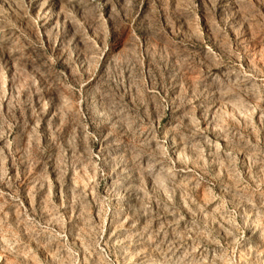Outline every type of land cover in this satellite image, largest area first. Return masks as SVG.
I'll return each mask as SVG.
<instances>
[{
  "label": "rangeland",
  "instance_id": "obj_1",
  "mask_svg": "<svg viewBox=\"0 0 264 264\" xmlns=\"http://www.w3.org/2000/svg\"><path fill=\"white\" fill-rule=\"evenodd\" d=\"M0 264H264V0H0Z\"/></svg>",
  "mask_w": 264,
  "mask_h": 264
}]
</instances>
